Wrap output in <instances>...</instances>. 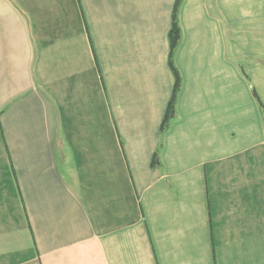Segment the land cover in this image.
I'll list each match as a JSON object with an SVG mask.
<instances>
[{"label":"crops","instance_id":"obj_1","mask_svg":"<svg viewBox=\"0 0 264 264\" xmlns=\"http://www.w3.org/2000/svg\"><path fill=\"white\" fill-rule=\"evenodd\" d=\"M176 2L0 0V264H264V0H179L161 130Z\"/></svg>","mask_w":264,"mask_h":264},{"label":"trees","instance_id":"obj_2","mask_svg":"<svg viewBox=\"0 0 264 264\" xmlns=\"http://www.w3.org/2000/svg\"><path fill=\"white\" fill-rule=\"evenodd\" d=\"M178 5H179V0H177L176 5H175V9L173 11V23H172V28H171V59H170L171 68L173 69V72L175 73L176 80H175L173 95H172V98L169 102V106L167 108L161 130H164L169 125L170 121L173 119V117L175 115V97H176V94H177V92L180 88V84H181L179 72L176 69V67L173 63V59H172L173 52H174V50L178 44L179 38H180L179 26L177 23ZM257 98H258V96H257ZM258 102H259L260 107H261L263 114H264V106H263V103L259 100V98H258ZM157 162H158V157H157V153H155L154 159H153V164H156Z\"/></svg>","mask_w":264,"mask_h":264}]
</instances>
